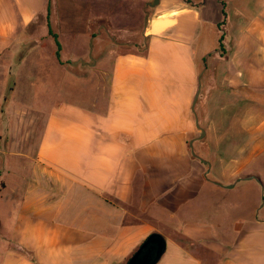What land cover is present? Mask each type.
<instances>
[{
    "label": "crops",
    "instance_id": "obj_1",
    "mask_svg": "<svg viewBox=\"0 0 264 264\" xmlns=\"http://www.w3.org/2000/svg\"><path fill=\"white\" fill-rule=\"evenodd\" d=\"M153 1L0 0V264H264V4Z\"/></svg>",
    "mask_w": 264,
    "mask_h": 264
},
{
    "label": "water",
    "instance_id": "obj_2",
    "mask_svg": "<svg viewBox=\"0 0 264 264\" xmlns=\"http://www.w3.org/2000/svg\"><path fill=\"white\" fill-rule=\"evenodd\" d=\"M158 3L159 0H154L152 2V5H156ZM198 96L199 92L195 97L194 106L196 104ZM201 130V136H204L205 129L201 127ZM193 154L196 155L194 150ZM205 162L207 161L205 160ZM165 244L166 240L161 234L152 233L150 236H148L143 246L132 256L128 264H155L164 251Z\"/></svg>",
    "mask_w": 264,
    "mask_h": 264
},
{
    "label": "rangeland",
    "instance_id": "obj_3",
    "mask_svg": "<svg viewBox=\"0 0 264 264\" xmlns=\"http://www.w3.org/2000/svg\"><path fill=\"white\" fill-rule=\"evenodd\" d=\"M246 3H250L251 8L253 9V11H255L256 7H258V9H260L263 6L264 0L249 1ZM221 26L222 25L220 24L219 27L221 28ZM206 27L209 28L210 26L206 25ZM209 36L210 35L208 34V37ZM107 40H110V37H107ZM206 40L208 41L207 43H209L211 41L209 38ZM199 44H201V43H199ZM105 87H106V82H104V81L101 82V81H95V80H90V79L87 82H79V81H74V80L72 81L73 92H79V89L83 90L84 88H86V90L88 91V95L93 94L99 88H105ZM77 97H79V96H77ZM88 97H91V96L89 95ZM254 162H256V165L258 167H260V169L264 175V160L262 158H259V160H255ZM263 191H264V188H263ZM263 200H264V193H263Z\"/></svg>",
    "mask_w": 264,
    "mask_h": 264
},
{
    "label": "trees",
    "instance_id": "obj_4",
    "mask_svg": "<svg viewBox=\"0 0 264 264\" xmlns=\"http://www.w3.org/2000/svg\"><path fill=\"white\" fill-rule=\"evenodd\" d=\"M221 39H222V38H221ZM146 240H147V239H146ZM146 240H145V241H146ZM145 241H144V243H145ZM144 243H143V244H144ZM143 244L137 249V251L143 246ZM137 251H136V252H137ZM136 252H135V253H136ZM131 258H132V257H131ZM130 260H131V259H130Z\"/></svg>",
    "mask_w": 264,
    "mask_h": 264
}]
</instances>
